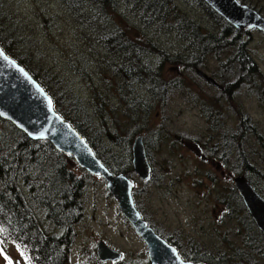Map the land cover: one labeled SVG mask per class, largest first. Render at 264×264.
Wrapping results in <instances>:
<instances>
[{"label":"rangeland","instance_id":"obj_1","mask_svg":"<svg viewBox=\"0 0 264 264\" xmlns=\"http://www.w3.org/2000/svg\"><path fill=\"white\" fill-rule=\"evenodd\" d=\"M238 1L264 15V0ZM159 2L154 1L166 7L167 17L155 22L123 1L104 12L101 0H0V38L111 167L133 172L130 144L143 137L152 175L144 182L134 173L137 203L150 224L180 243L181 255L194 258L196 251L214 264H264L260 232L231 192L240 176L233 170L252 168L248 175L264 197V34L251 30L250 43L242 33L227 36L222 45L191 38L189 28L176 32L180 15L215 36L224 26L199 0ZM128 67L145 71L124 83ZM197 69L223 89L207 84ZM129 97L140 99L146 110ZM73 172L86 180L68 264L145 261L144 243L105 182L79 167ZM39 212V225L53 233ZM99 241L123 260L101 262ZM6 249L14 264H23L15 244ZM0 264H6L1 255Z\"/></svg>","mask_w":264,"mask_h":264},{"label":"trees","instance_id":"obj_2","mask_svg":"<svg viewBox=\"0 0 264 264\" xmlns=\"http://www.w3.org/2000/svg\"><path fill=\"white\" fill-rule=\"evenodd\" d=\"M82 1L89 2L91 0ZM118 1H123L125 5L132 7L135 11H139L142 18L148 17L150 21H155V19L160 21L162 15L163 19L164 17H167V15H164L167 10L166 7L161 9L154 3V1L159 2V0H101V11L106 12L110 7H114ZM199 1L211 14H213L211 15L212 18H214L213 20L219 25H223L224 28L220 29L218 36H215L213 35L214 31L212 34L206 33L202 28L194 25L191 21H188L184 16L180 15L181 22L178 21L177 23V28L179 29V31L176 29L177 33H183V31L185 33L189 28L192 31L190 35L191 38H207L211 42L219 41V45H222L221 41L225 40L227 36L234 35L237 39V35L242 33V36L248 35L247 41L250 43V30L249 32L237 30L228 24L224 18L213 11L203 0ZM163 2L168 3V0H163ZM83 6L84 5H80L79 8L81 9ZM199 26H201V24H199ZM162 28L169 27L162 24ZM124 33L121 32L119 38H122ZM3 42L4 41L0 38L1 47L9 55L11 54L12 56H10L12 58L23 65L24 63H22L20 57L14 54V52L9 51L7 47L8 44L5 46ZM247 60L250 64V70L255 72L254 65H252L249 59ZM137 61L138 60H136V62ZM23 66H25V64ZM128 68L129 71L122 74V80L124 83L129 82L131 77L135 74L141 77V73L145 71V69L140 70L136 67ZM251 76L254 75L251 74ZM33 77L36 79L34 75ZM128 99V101H133L134 104L140 105L143 111L146 110V105L141 103L140 99L136 97H133V99L129 97ZM102 102L105 104L106 99L104 98ZM59 114H61V117L71 124L85 138L88 145L94 150L95 155L109 171L115 175L123 174L130 180H134L135 175L131 170L120 165L113 168L114 166L111 167L102 158L95 142H91L86 137L87 135L80 124L69 119L60 112ZM251 124H244V127L250 128ZM251 131L250 128L249 132ZM132 143L130 146H132ZM146 155L148 158L147 152ZM240 161L241 160H239V162ZM21 166H24V168L19 171ZM32 168L33 170L31 171ZM73 168H78L73 159L55 150L49 142L31 140L12 123L0 119V255L3 257L6 264H14V262L10 261L5 251L6 244L8 243L15 244L16 249L20 251L23 264H68V252L75 236L74 225L79 218L77 217L78 211L76 207L79 206L83 209V201L79 202V199L84 194L83 186L85 185L84 180H86L85 178L77 177L73 172ZM245 170L236 167V169L233 170V173L235 175H243L253 188L259 192L252 177L248 175V173L252 172V168ZM86 174L88 177L92 176L89 173ZM31 180L33 181L32 183ZM231 192L233 194L234 204L240 210L247 211L244 208L242 200L235 187H232ZM260 195L263 197L262 194ZM133 198L137 209L143 215L141 207L137 203L136 189L133 190ZM37 211H40L39 213L44 217L43 219L49 223L47 227H51V229L54 230L53 233H48L45 226L39 225V214L36 213ZM143 218L147 221L144 216ZM245 219L250 226H253L252 228L256 232H260L249 214H246ZM147 223L149 226L152 225L148 221ZM152 228L162 238H167L162 235L157 228L154 226ZM58 232H61V235L58 234ZM259 234L262 247L260 245L258 249L263 248L264 251V239L262 234ZM166 241L175 247V244L171 239H167ZM193 253L196 254L194 258L187 259L183 255L181 256L184 260L186 259V261L214 264L211 257L207 255L199 256L200 253L197 254L196 251ZM146 263L147 256L145 261L140 259V262H137L136 264Z\"/></svg>","mask_w":264,"mask_h":264},{"label":"water","instance_id":"obj_3","mask_svg":"<svg viewBox=\"0 0 264 264\" xmlns=\"http://www.w3.org/2000/svg\"><path fill=\"white\" fill-rule=\"evenodd\" d=\"M231 26L239 30H257L264 34V16L238 0H203ZM197 74L211 86L221 88L204 72ZM0 118L12 123L29 139L47 141L55 150L69 156L87 173L100 177L115 199L119 211L146 247L147 264H203L185 261L178 251L155 233L142 218L135 205V184L123 174H113L95 155L86 140L54 109L52 99L39 84L0 48ZM133 172L146 181L151 175L142 136L131 147ZM233 184L245 209L264 238V199L243 176ZM96 256L101 262H116L122 254L104 242L96 244Z\"/></svg>","mask_w":264,"mask_h":264},{"label":"flooded vegetation","instance_id":"obj_4","mask_svg":"<svg viewBox=\"0 0 264 264\" xmlns=\"http://www.w3.org/2000/svg\"><path fill=\"white\" fill-rule=\"evenodd\" d=\"M196 73H197V71H195ZM201 78V77H200ZM208 84V83H207ZM220 87H222V86H220ZM151 175H152V172H151ZM167 239H170V238H166L165 240H167ZM174 244H175V247H176V249L178 250V252H180V250H181V245H180V243L178 244V243H176V242H174V240H171ZM173 246V245H172ZM174 247V246H173ZM180 254V256H181V253H179ZM123 255V254H122ZM182 257V256H181ZM122 258H124V256H122ZM182 259L184 260V258L182 257ZM123 259H121L120 261H117V262H121ZM186 260V259H185ZM188 261V260H187ZM190 262H193V263H198V262H194V261H190Z\"/></svg>","mask_w":264,"mask_h":264},{"label":"bare ground","instance_id":"obj_5","mask_svg":"<svg viewBox=\"0 0 264 264\" xmlns=\"http://www.w3.org/2000/svg\"><path fill=\"white\" fill-rule=\"evenodd\" d=\"M213 10V9H212ZM213 11H215V10H213ZM216 12V11H215ZM217 13V12H216ZM218 14V13H217ZM219 15V14H218ZM221 89H223L222 87H221Z\"/></svg>","mask_w":264,"mask_h":264}]
</instances>
